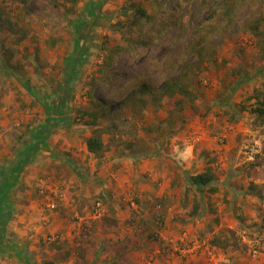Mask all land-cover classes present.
Returning <instances> with one entry per match:
<instances>
[{"label":"rangeland","instance_id":"374dc122","mask_svg":"<svg viewBox=\"0 0 264 264\" xmlns=\"http://www.w3.org/2000/svg\"><path fill=\"white\" fill-rule=\"evenodd\" d=\"M239 1L230 21L225 0H79L76 11L68 0H0V172L18 164L2 193L5 238L29 256L3 239L0 264H264V118L251 110L264 92V0ZM138 7L176 8L180 22L164 15L171 28L157 41L110 56L151 27L135 23ZM202 27L200 60L190 45ZM81 49L71 123L50 127L46 106ZM187 70L195 99L144 94L141 109L121 108L135 83L158 91ZM94 97L114 111L102 157L81 118ZM207 171L218 191L198 194L188 178ZM195 198L200 217L189 216Z\"/></svg>","mask_w":264,"mask_h":264},{"label":"trees","instance_id":"16d2710c","mask_svg":"<svg viewBox=\"0 0 264 264\" xmlns=\"http://www.w3.org/2000/svg\"><path fill=\"white\" fill-rule=\"evenodd\" d=\"M24 3L27 2V0H23ZM70 1L73 5L70 7L71 11H76L75 6L78 4L79 0H68ZM239 0H225V6L222 11V17L225 19L230 18V21L233 19L235 11L237 9V6L239 4ZM166 7L163 9V17L159 16H154V15H148L147 10L143 7H138L139 11V16L137 17V20L135 23L140 22L141 24L143 23L142 19H145L146 25L150 24L151 27L146 31V34L144 35H139L136 37V39L133 42H130L128 48H122L121 46L111 49L110 48V56L114 53H118L120 51H123L124 49L128 50H134L138 44L146 45L150 41H157L158 36L162 35L163 33H166L167 31L165 29L171 28V24H169L168 20L164 17V15L168 16L171 18L170 23L177 24L180 22L181 15L177 13L176 8L171 9L170 12L168 11ZM6 23H9L12 25L13 24L9 19L5 20ZM260 24V23H259ZM259 24L257 23V27H259ZM145 25V24H144ZM145 25V26H146ZM143 26V25H142ZM144 26V27H145ZM143 27V29H144ZM153 27V28H152ZM215 26H212L214 28ZM161 29V30H160ZM211 29V28H210ZM210 29L207 28H200L197 30L194 34V38L191 42L190 49L192 50L193 53L196 54L197 58L202 60L204 59V54L206 52L207 48V39L211 31ZM159 32L158 36L155 34L156 32ZM213 31V30H212ZM132 45V46H131ZM112 47V46H111ZM109 48V47H108ZM113 48V47H112ZM83 53L82 49L79 50V56L75 58H70V61L67 63V71L65 74V80L64 83L62 84V89L59 97L57 98L58 100L53 101L49 106L47 105V111L51 115L50 120V127H57L61 123H64V126L67 127L71 122V117L69 115V106L67 105V98L69 97L70 92L68 91L69 88H71V85L73 82L78 78L80 75V68H81V59H83ZM112 67L111 64L107 63L106 66L100 67V72L103 74L105 72V69H110ZM189 70L183 72L181 77H179L176 80H170L166 81L162 88L158 91L153 90L150 86L143 85L141 86L140 84L135 83V86L137 88L131 92L125 95L124 102L121 104V108L123 107H133V108H139L141 109L144 107L148 100L145 95H148L153 98V102L159 103L163 102L165 99H168L173 96H183L184 98H188L190 100H193L196 98L195 92L191 89V84L189 81L188 77ZM103 79V78H102ZM101 81V80H100ZM99 80H97V77L92 81L93 86H97V83ZM255 99V103L253 106L252 113L253 115H257L260 118H264V92L261 91L255 96H253ZM114 111L111 109L110 105L106 103L105 101H102L97 98H93V107H90L89 109L83 110L81 118L85 120V124L92 128V135L87 139V146H88V151L90 153H93L97 157H102V154L105 151V142L103 139V133L106 131L105 128L106 126L104 125L105 122H102V119L106 118H111L114 120L113 116ZM112 127H117L116 121H113ZM48 125V124H47ZM110 129V128H106ZM47 131L46 127H42L37 130L35 137L33 140V145L35 144L36 141L40 140L41 136L43 133ZM48 133H46L47 135ZM43 143V141L41 142ZM17 160L14 162H11L8 166H5L3 170L0 172V241L4 239V241L7 243V246L10 247L11 249H17L19 252H21V249L18 248L17 243L12 240L7 241L5 237L7 235L5 234V225L7 221V217H10V212H11V201L10 199L3 198V191H4V186L5 184H9L10 182H13L12 176L17 173L15 172V167H17ZM214 176L210 172H202L198 173L195 175H191L188 178V182L194 187V190L198 194H202L205 191L206 187H211V183L214 180ZM254 189V186L251 187ZM218 191L216 186L211 187V192H216ZM5 192V191H4ZM200 203L199 201L194 199V203L192 204V209L189 211V216L191 217H200ZM219 236H217L213 243L218 244L220 243L219 240H217ZM24 257L25 260H29V256L25 251H22L20 253ZM43 264H56L52 260H46L43 262Z\"/></svg>","mask_w":264,"mask_h":264}]
</instances>
